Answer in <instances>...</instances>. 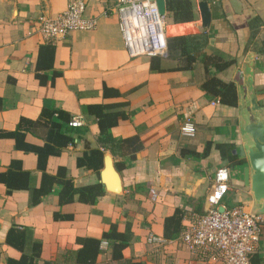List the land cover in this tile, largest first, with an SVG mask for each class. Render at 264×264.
Returning <instances> with one entry per match:
<instances>
[{
    "label": "crops",
    "instance_id": "obj_1",
    "mask_svg": "<svg viewBox=\"0 0 264 264\" xmlns=\"http://www.w3.org/2000/svg\"><path fill=\"white\" fill-rule=\"evenodd\" d=\"M113 1L86 0L85 15L96 17L97 26L51 42L39 32V17L61 14L69 0H0V129L14 131L21 118L36 119L44 108L66 110L71 119L81 116L82 126L69 124L74 143L51 156L47 165L51 174L66 167L76 187L102 183L100 174L77 164L78 156L100 147L98 118L88 106L104 104L110 106L109 112L125 113L111 133L116 140L136 137L140 145L137 152L126 156L104 151L113 156L123 190L121 194L105 191L93 204L74 202L59 207L56 187L43 203L31 205L29 191L9 192L0 183V264L34 253L29 248L33 241L42 243L35 264H78L76 253L81 245L77 239H101L112 223L121 230L131 226L132 240L120 259L112 258L111 242L102 240L94 264H216L190 253L178 241L181 234L166 238L164 221L176 208H183L184 230L210 208L208 196L216 173L229 165L222 154L233 153L241 143L237 110L213 104L216 98L205 94V69L200 60L191 69H179L178 58L169 55L131 56L118 16L108 9ZM191 1L188 20L176 21L166 5L168 35H206L207 53L236 61L219 73L225 81H234L247 56L254 53L255 83L264 93V48L260 45L264 0ZM201 3L210 12L208 25L203 22ZM104 86L120 94L105 97ZM186 122L195 125L193 136L182 132ZM45 137V129L37 128L27 134L26 141L42 146ZM13 160H20L34 183L40 184L37 155L16 149L12 138L0 137V169H8ZM238 177L234 174L230 179L226 195L231 204L251 210L252 194ZM56 209L72 217L55 220ZM14 226L29 229L30 241L23 252L6 241ZM151 234L169 241L151 244ZM254 253L262 261L259 264H264V225Z\"/></svg>",
    "mask_w": 264,
    "mask_h": 264
},
{
    "label": "trees",
    "instance_id": "obj_2",
    "mask_svg": "<svg viewBox=\"0 0 264 264\" xmlns=\"http://www.w3.org/2000/svg\"><path fill=\"white\" fill-rule=\"evenodd\" d=\"M166 5L167 9L174 14L176 21L191 18L193 11L191 0H167ZM207 41L208 37L206 35L170 36L167 39L168 55L178 58L179 69H191L194 63L200 60L205 69V80L202 83L205 94L211 99H218V104L221 107L236 111L238 106L237 85L233 80L225 81L219 77V73L230 68L236 61L227 60L215 53H207L204 50ZM260 45L263 50L264 39L261 40ZM43 50L44 48L41 52ZM119 94L118 90L104 86L105 97L118 96ZM109 108V105L104 104L88 106L89 112L98 118L100 134L97 137V142L100 147L91 148L77 158L78 166L92 170L98 175L103 166L105 150H110L115 156H126L127 154H134L140 147L136 137L123 140H116L113 137L111 129L118 125L121 120H124L126 115L123 112H109ZM70 120L71 116L66 110L44 108L36 119L21 118L14 131L0 129V137L14 139L16 149L37 155L38 170L41 172L40 184L36 185L32 173L23 167L22 162L13 160L8 169L4 171L0 169V183H3L9 192L27 190L30 192V204L38 205L43 203L56 187H59L57 191L59 207L74 202L93 204L98 197L105 194L102 183L76 187L64 166H60L55 174H51L47 170L49 158L60 155L65 147L74 143V129L69 126ZM37 128L46 131V142L42 146L26 141L27 134L29 132L35 133ZM222 156L229 162L227 169L230 172V179L236 174L242 182L246 160L240 158L238 154H233L231 150L225 155L222 154ZM117 166L121 168L119 164ZM229 200L228 195H226L223 200L225 205H233ZM53 216L55 220H65L72 217V215L64 214L59 209L55 210ZM184 217L185 210L178 207L173 215L165 219L164 236L166 238L174 239L181 234ZM28 231L27 228L11 227L6 235L7 243L23 252L30 241L27 237L29 235ZM132 236L131 226H126L124 230H121L117 223H112L110 229L103 233L101 239L80 237L77 242L81 245V248L76 253V262L78 264L96 263L102 240L111 242L112 258L120 259L123 257V250L131 242ZM41 247L42 243L40 241H33L29 248H32L34 253L31 255L24 253L19 259L9 258L7 264H35L38 261L37 255L41 252ZM256 258L257 255L253 253L252 264L262 262ZM131 264L141 263L133 261Z\"/></svg>",
    "mask_w": 264,
    "mask_h": 264
},
{
    "label": "built area",
    "instance_id": "obj_3",
    "mask_svg": "<svg viewBox=\"0 0 264 264\" xmlns=\"http://www.w3.org/2000/svg\"><path fill=\"white\" fill-rule=\"evenodd\" d=\"M86 9V0H69L67 9L61 14L39 17V32L46 40L55 42L72 31L93 29L98 21L96 17H87ZM108 9L118 16L121 34L131 56H168L169 18L166 11H160L158 0H114ZM218 103V99L213 100V104ZM69 124L80 127L83 119L75 116ZM195 130L191 122L182 127V132L190 136ZM229 181L228 169H219L208 196L210 208L185 227L178 241L193 255L216 264H252L264 215L252 214L243 204H223L230 190ZM168 241L154 234L148 238L149 243L157 245Z\"/></svg>",
    "mask_w": 264,
    "mask_h": 264
},
{
    "label": "water",
    "instance_id": "obj_4",
    "mask_svg": "<svg viewBox=\"0 0 264 264\" xmlns=\"http://www.w3.org/2000/svg\"><path fill=\"white\" fill-rule=\"evenodd\" d=\"M158 4L160 11L164 13L165 0H158ZM200 8L203 22L208 25V6L201 3ZM254 64L255 55L250 53L234 78L238 91L237 118L241 143L233 153L239 154L247 162L243 169V181L252 194L253 204L250 212L254 215H264V93L257 89ZM100 176L105 191L122 193V177L109 151L104 154V167ZM222 209L221 207L220 210Z\"/></svg>",
    "mask_w": 264,
    "mask_h": 264
},
{
    "label": "rangeland",
    "instance_id": "obj_5",
    "mask_svg": "<svg viewBox=\"0 0 264 264\" xmlns=\"http://www.w3.org/2000/svg\"><path fill=\"white\" fill-rule=\"evenodd\" d=\"M229 195V194H228Z\"/></svg>",
    "mask_w": 264,
    "mask_h": 264
}]
</instances>
